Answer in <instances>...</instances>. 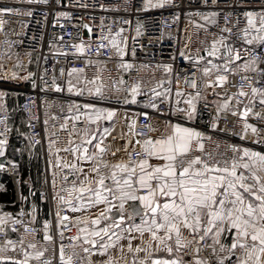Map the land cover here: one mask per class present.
<instances>
[{
    "label": "snow or ice",
    "instance_id": "1",
    "mask_svg": "<svg viewBox=\"0 0 264 264\" xmlns=\"http://www.w3.org/2000/svg\"><path fill=\"white\" fill-rule=\"evenodd\" d=\"M217 2L211 0L213 5ZM22 3L49 5V0H22ZM260 3V11L241 13L243 26L239 16L233 19L235 14L232 12L184 13L187 17H199L204 21H188L197 29L207 32L211 26L219 30L211 45L203 49L211 59L206 60L204 55L195 58L203 89L198 88L197 80L193 79L191 87L195 91L187 93L184 107L179 106L180 99L176 100L175 106L172 105L171 88L163 87V79L147 94L142 92L140 82L124 88L127 81L121 77L113 88L123 95L113 101L105 91L101 75L103 67L97 69L92 79L83 75L84 68L74 67L67 72L61 68L60 76L66 77L63 83L58 81L55 68L50 81L46 79L45 69L39 77L41 84L37 83L36 74L32 72L25 76L15 72L11 76H0L5 80L30 81L34 91L66 92L70 97L80 98L59 105V115L50 116L56 122L52 126H58L65 134L64 140L57 132L49 133V119L44 120L48 144L42 184L50 186L52 208L42 223L43 243L35 239L40 229L29 227V224L34 225L37 221L35 200L47 203L49 193L34 189L29 181H24L29 184V192L27 196L21 191L17 193L20 211H0V235L5 238L0 253L17 252L19 246L17 256L23 258L0 256V264L4 261L8 264H54L57 241L58 264H264V128L247 121L257 102L264 106V0ZM56 4L63 6V0H56ZM204 4L207 6L208 0H204ZM131 6L130 0H126L124 10L128 11ZM100 7L104 11H119V8H107L103 4ZM179 7L176 0H140L136 12ZM33 15L31 7L21 10L7 4L0 5V32L6 24L3 17ZM47 18L48 13H45L44 20ZM61 18L71 19L70 13L56 11L53 27ZM180 19L181 14L176 12L172 22L178 24ZM124 23L130 24L131 21L124 20ZM59 26L64 28L62 24ZM25 27L21 25L15 34L23 36ZM81 27L91 38L93 27L89 24ZM99 27L101 35L97 54L100 49L111 46L119 58L118 67L130 72L134 65L124 60L128 55L127 41L122 36L125 29L121 27L113 36L109 27L108 35H103V19ZM142 28L143 25L138 23L137 36L143 35ZM184 31L187 32V27ZM56 39L63 41L64 36ZM80 39V43L71 47L83 55L91 44L82 37ZM161 39L163 33L157 38ZM4 43L3 59L11 60L13 44L22 41L6 39ZM190 43L189 35L183 49L177 50L179 57L193 59L185 51ZM15 55L19 61V54ZM59 55L66 57L68 53L60 52ZM131 55L135 57V49ZM176 58V54H172L171 59L175 61ZM205 60V65L199 67ZM87 64L91 66L93 62L88 60ZM15 66L23 67L20 63ZM3 67L4 63L0 61V69ZM156 68L166 77H171L174 71L171 63L157 64ZM248 73L255 75L249 76ZM213 75L215 79H211ZM229 75L240 77L238 91L232 94L216 92V88L223 89L228 83ZM184 82L187 84L188 80ZM167 83L171 85L172 80L169 78ZM208 89H213V95L221 98L219 102L214 101L216 115L209 122L212 131H229L227 127L221 129L220 120L222 113L230 114L242 121L241 130H232L231 134L241 141H247L251 136L250 143L225 142L223 151L206 150V142H211L212 137L192 125L200 115L198 103L202 92ZM7 95L0 91V112L5 113L0 119V124L4 125L0 130V137H3L0 138V157L5 156L7 134L11 131L7 124ZM142 95L146 96L143 101L138 99ZM175 95H185L178 84ZM35 103V99L30 100V105ZM112 103L120 107L105 106ZM165 103L168 104L167 113L161 111V104ZM132 105L138 106L140 111L129 113L127 109ZM25 107L30 110L29 105ZM121 108L125 110L121 112ZM151 113H158L162 119H155ZM253 115L264 121L261 113ZM45 116L48 117L49 113L46 112ZM171 117L176 118L175 122ZM141 119L146 123L141 124ZM27 139L30 148L40 144L39 140ZM215 143L220 149L221 142ZM9 163L14 171L18 170L16 163ZM4 168L5 165L0 164V171ZM0 191H6L3 185H0ZM29 197L34 199L30 211H25ZM25 216L30 218L27 224L23 219ZM18 226L23 227L24 234L19 235L18 240L8 238L10 232L19 233ZM73 229L74 235H66ZM26 235L33 237L27 244Z\"/></svg>",
    "mask_w": 264,
    "mask_h": 264
},
{
    "label": "built area",
    "instance_id": "2",
    "mask_svg": "<svg viewBox=\"0 0 264 264\" xmlns=\"http://www.w3.org/2000/svg\"><path fill=\"white\" fill-rule=\"evenodd\" d=\"M131 7L128 11H125L126 0H63V6L56 4V0H49V5H27L22 3V0H0V5H10L20 8L21 10H26L31 7L34 11L32 17L24 16H5L3 19L6 21L4 30L0 32V61L4 63L3 69H0V76L7 74L11 76L13 72L20 76H25L28 72L36 74L37 83L41 84L39 77L47 69V77L49 81L53 75V68H55V74L58 81L63 83L66 77H61L59 70L64 68L70 71L72 68H84L87 78L92 79L97 74V69L103 67L104 71L101 73L104 83L106 85V93L112 97L115 101L118 96L123 95L122 93H116L113 84L119 79L123 78L127 81L123 87L127 88L132 83L140 82L142 86V92L150 94V89L156 85V83L163 79L165 80L164 88H171V95H174L177 91V84L179 85V90L185 93H192L195 90L191 87V81L193 79L197 80L198 88L203 89V81L200 80L201 73L197 71L198 65L195 63V58L198 55H204L207 59L206 53L203 51L204 47L210 46L213 38L218 36L219 30L216 27H208V31L205 32L203 29H197L192 24H189L190 19L195 20L198 23H204L199 17H187L184 13L188 11H200V12H210V11H221V12H232L234 13L233 19L239 16L243 26V17L241 13L245 10H255L260 11L261 3L260 0H218L216 5L208 0V5L205 6L204 0H176V3L180 5L178 9H167V10H153L148 13H137L136 7L139 6L140 0H130ZM103 4L107 8H119V11H104L101 9L100 5ZM81 5H87V7H82ZM56 11H67L70 13L71 19L61 18L59 24L53 27L55 22V12ZM179 12L181 14V19L178 24L172 22V17L174 13ZM48 13V18L44 20V14ZM103 19L104 32L103 35H108V28L111 27L112 35L119 31L121 27L125 29L122 36L126 38L127 45L126 50L128 55L124 57V60L128 63L134 65L130 72H126L118 67L119 58L116 56L115 52L108 46L106 48L100 49L99 55L97 54V46L99 44V37L101 35V30L99 25ZM124 20H130V24H125ZM143 25L141 31L143 35H136L137 24ZM64 25L61 28L59 25ZM82 24H89L93 27V35L89 38V34L86 29L81 27ZM21 25H26L24 28V35L18 36L15 33L20 31ZM169 25H171L169 27ZM187 27L188 36H191V43L187 49V53L193 58L192 60H185L179 57L177 50L181 49L183 29ZM163 33V39L157 40L158 37ZM63 35L64 40L59 41L57 37ZM171 36V39H169ZM83 38L85 42L91 44V47L86 48L83 55L76 52V49L72 48V44H78L81 42L80 38ZM177 37L179 39H177ZM188 38V37H187ZM21 40L20 44H13L12 46V59L4 60L5 52V40ZM119 40L120 37H117ZM203 42V43H202ZM50 45H52L50 47ZM135 49L136 55L133 57L131 55L132 50ZM200 49V52H197ZM60 52H66L68 55L65 57L59 55ZM15 53L19 54V61H17V56ZM172 54H176L177 58L175 61L171 59ZM111 56L112 59L109 60L108 57ZM47 57V61H45ZM91 60L93 64L89 66L87 61ZM201 62L199 67H203L206 63ZM30 61V62H29ZM100 61L101 64L96 62ZM217 62V61H214ZM20 63L23 65L22 68L16 67L15 65ZM173 64V73L171 77H166L162 70L157 69V64ZM143 65H148L149 67H143ZM249 76H254V73H248ZM172 80L171 85L167 83L168 79ZM185 79L188 83L185 84ZM215 79V75L211 77ZM241 83L239 76L229 75L228 83L223 89L216 88V92H227L232 94L238 91V86ZM236 85V86H233ZM256 86H261L257 84ZM163 90V89H158ZM245 90H248L247 88ZM0 91L6 92L7 94H14L19 96V102L17 105V112H20L25 121L24 127L26 129L27 137H31L32 141L39 140L40 145L43 147L45 153L47 150L48 139L45 134L44 120L49 119L48 132H57L60 135L61 140H64L65 134L59 131L58 126L53 127L52 125L56 122L50 119L52 114L59 115V105L67 104L70 99L79 100L77 97H70L65 93H55L49 91L47 93H42L39 89L35 91L31 88L30 81H17L11 79H0ZM210 97L217 98L220 101V97L213 95V89H208L206 94L202 92V98L198 103V111L200 113L197 118L194 127L198 130L204 132L206 135L212 137L211 142H206V150L209 152L223 151L227 144L236 143H250L252 137L249 136L247 141H241L238 136L231 134L234 130L239 132L242 127V121L239 117H233L230 114H221L220 127L224 129L227 127L229 131H212L209 126V122L212 117L216 115V103L209 100ZM142 101L146 99V96L142 95L140 97ZM35 99V105H30V100ZM243 99V98H242ZM47 100L48 103H45ZM55 102V104H53ZM244 103L247 104V99H244ZM25 105L30 106L26 108ZM117 107L115 103H112ZM6 108H7V124L11 131L7 134L8 145L9 139L12 135V126L15 122L14 110L10 107L9 100L6 97ZM128 108H133L136 111H140L137 106H129ZM124 109V108H121ZM243 110V105H241V111ZM161 111L168 112V104H161ZM49 113L46 117L45 113ZM261 113L264 115V106H261L258 102L252 109V113L247 117L248 123L256 125L258 128H264V121L257 120L253 113ZM155 119L161 118L158 113H151ZM5 116L4 112H0V119ZM175 120V117H171ZM146 123L141 119V124ZM4 127L0 124V130ZM3 138V137H1ZM221 142L220 149L216 148L215 142ZM226 142V143H225ZM5 168L0 171L1 174H7L15 179H18V170L14 171L10 165L4 164ZM45 191L49 193V205L52 208L51 202V192L50 186L47 187ZM20 208L11 209L7 203H0V211L18 213ZM25 211H29L25 208ZM25 223L29 221V217H23ZM43 222H36L34 225L29 224V227H35L40 229V232L36 235L35 239L43 243ZM19 227V226H18ZM24 234L23 227H19V233H9V237L12 240H18L19 235ZM75 229L71 233H66V235H74ZM33 239L31 235H26L25 244L28 240ZM5 238L0 235V246H3ZM65 243H68L65 240ZM19 251V246H17V252ZM17 252L8 251L7 253H0V256H12L14 258L22 259V256H17ZM58 241H57V253L54 264H58ZM3 263H8L4 261Z\"/></svg>",
    "mask_w": 264,
    "mask_h": 264
},
{
    "label": "crops",
    "instance_id": "3",
    "mask_svg": "<svg viewBox=\"0 0 264 264\" xmlns=\"http://www.w3.org/2000/svg\"><path fill=\"white\" fill-rule=\"evenodd\" d=\"M167 89V88H165ZM182 91V90H180ZM183 92V91H182ZM207 91H204L206 94ZM176 93V92H175ZM185 93V92H184ZM16 97L17 105L19 102V96L14 95ZM8 98V95H7ZM187 93L183 97H177L175 94H170V100L173 106H175V102L177 99L181 100L180 107H184L183 100L187 99ZM140 99V98H138ZM141 100V99H140ZM209 100L212 102L219 100L217 98L210 97ZM111 107H117L115 105H105ZM136 106V105H132ZM138 107V106H137ZM123 112L125 109H120ZM129 113L137 112L133 108L127 109ZM162 119V118H158ZM173 120V119H172ZM175 122V120H173ZM117 132H119V128H117ZM24 134V135H22ZM1 138V137H0ZM9 147L6 149V153L4 157H0V164H7L11 166V163L14 162L18 165V179L13 178L7 174H1L0 172V185H3L5 189H7L8 183L14 188V200L10 203H7L12 207H21V203L18 200L17 193L18 191L23 192L25 196L28 195L29 192V184L23 183L24 181H29L30 184L34 187V189H43L46 190L47 187L43 186L42 180L44 177V171L46 168V153L43 147L40 144H36L34 147H29V141L27 139L26 129L24 127V119L17 126L13 124L12 126V135L9 139ZM20 180L21 183L17 184L16 181ZM34 198L29 197L28 204L25 205V208L30 211L31 202ZM35 202L38 205V213H37V221L43 222L44 219L48 218L47 213L50 209L49 202L44 203L40 200L36 199ZM3 203V202H1ZM93 211H96L95 209ZM96 257H93L95 259Z\"/></svg>",
    "mask_w": 264,
    "mask_h": 264
},
{
    "label": "trees",
    "instance_id": "4",
    "mask_svg": "<svg viewBox=\"0 0 264 264\" xmlns=\"http://www.w3.org/2000/svg\"><path fill=\"white\" fill-rule=\"evenodd\" d=\"M8 100L10 107L14 110V116H15V126L19 125L21 121L24 119L23 115L20 112H17V99L14 96V94H8ZM25 121V119H24ZM14 188L11 185V183H8L6 191H0V203H10L14 200ZM11 209H17L19 207H12L10 206Z\"/></svg>",
    "mask_w": 264,
    "mask_h": 264
},
{
    "label": "rangeland",
    "instance_id": "5",
    "mask_svg": "<svg viewBox=\"0 0 264 264\" xmlns=\"http://www.w3.org/2000/svg\"><path fill=\"white\" fill-rule=\"evenodd\" d=\"M184 29H183V35H182L181 49H183L184 44L187 42V37H188V33L185 32ZM185 51H187V49H185ZM3 264H8V263H3Z\"/></svg>",
    "mask_w": 264,
    "mask_h": 264
}]
</instances>
